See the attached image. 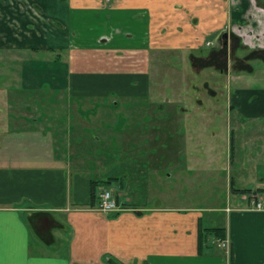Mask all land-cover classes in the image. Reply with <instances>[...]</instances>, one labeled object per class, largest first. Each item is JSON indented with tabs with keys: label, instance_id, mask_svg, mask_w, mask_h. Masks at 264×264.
<instances>
[{
	"label": "crops",
	"instance_id": "0c3cea01",
	"mask_svg": "<svg viewBox=\"0 0 264 264\" xmlns=\"http://www.w3.org/2000/svg\"><path fill=\"white\" fill-rule=\"evenodd\" d=\"M1 1L0 52L8 57L3 56L2 60H16L9 55L33 48V34L42 21L40 10L32 4L40 9L41 4L37 0ZM64 1L69 6V35L67 44L61 48L67 50L68 57L64 75L56 76L55 89L92 95L107 93L111 88L127 93L130 81L137 86L141 84L146 92L151 52L194 48L215 40L220 30L235 32L240 27L243 30L250 23L240 20L241 15L248 13L252 17L253 9L256 12L259 8L256 0ZM103 12H108L109 19L99 18ZM91 22L94 27L88 31L91 39H95L93 43L86 42L87 32L82 33V38L73 25ZM101 23L133 32L135 37L125 33V40L107 41L104 36L103 43L99 40L96 43L95 34L97 31L101 34L103 29ZM26 60L21 59L31 61ZM20 75L24 76V66ZM6 77L9 80L10 74ZM210 92L215 94L213 90ZM251 94L253 98H249ZM110 106L117 109L119 103H111L107 108ZM229 107L237 113L263 117L264 89L235 88L230 93ZM91 110L96 113V107ZM139 126L135 122L130 129L125 125L119 131H126L124 137L134 136V132L143 136ZM20 134L0 131V264H230L229 254L231 264H264V241L259 246L249 242L256 233L257 239H264V231L257 232L264 227V207L256 208L252 202L254 199L264 203V192L258 190L264 188V156L263 161L250 165L251 180L255 183L252 187H238L233 181V191L246 204L219 205L221 211L229 214L227 230L222 224L215 225L225 228L228 251L220 247L212 251L215 239L209 236L201 254L197 243L199 221L204 226L203 209L132 202L122 196V189L119 192L107 186L117 183L114 176L106 182L103 178L113 171L93 168L85 174L81 167L64 163L76 155L67 151L57 132L28 138ZM241 139L230 131L229 147L231 142L234 156L235 144ZM259 141L263 145L258 151L264 155V136ZM92 184L94 190L106 185L122 208L108 213L100 211L98 200L91 198ZM243 188L251 190L247 193L236 190ZM252 195L257 198L249 199ZM244 223L248 227H240ZM246 238L248 247L243 245Z\"/></svg>",
	"mask_w": 264,
	"mask_h": 264
},
{
	"label": "rangeland",
	"instance_id": "374dc122",
	"mask_svg": "<svg viewBox=\"0 0 264 264\" xmlns=\"http://www.w3.org/2000/svg\"><path fill=\"white\" fill-rule=\"evenodd\" d=\"M37 2L41 9L34 4L32 7L40 10L42 23L33 34L32 50L27 47L14 56L9 55L16 59L11 61H3L7 55L0 52V74H3L0 76V131L21 133L26 138L57 132L67 151L76 155L64 163L81 167L85 174L93 168L113 171L103 178L106 181L114 176L117 183L107 186L119 192L122 189V196L131 198L132 202L203 209V227L222 224L227 230L229 214L221 211L219 205L246 204L231 191V185L235 181L238 187H252L255 183L251 180L250 165L263 161L264 156L258 151L263 145L259 138L264 136V116L237 113L229 107L230 93L235 88L264 89V54L256 52L258 57L251 54L250 58H244L251 49L264 46V0H256L259 8L256 12L253 9L252 17L248 13L241 15L240 20L250 25L239 31L237 46L231 41L227 48L219 50L217 37L191 50L164 48L159 53L151 52L146 92L141 84L137 86L130 81L127 93L111 88L107 93L95 95L55 89L57 78L54 82L49 76L51 68L66 62L68 57L67 50L61 47L67 44L69 35V6L64 0ZM99 18L109 19L108 12ZM103 23L100 24L102 33L96 30V43H103L104 36L107 41H122L125 33L135 37L133 32L114 28L113 24L103 27ZM91 24L73 25L81 37L87 32L86 42L93 43L95 39H91L88 31L89 27L93 30ZM23 57L31 59L27 62L29 73L25 70L24 76L20 75L26 64L21 61ZM53 59L61 61L46 64ZM32 62L37 64L36 71ZM61 75H64L62 69L56 73ZM115 102L119 103L117 109L107 108ZM95 107L93 114L91 109ZM172 111L170 116L166 114ZM135 122L140 124L139 132L144 135L134 132V136L124 137L122 134L126 131L119 128L127 125L130 129ZM230 131L242 137L235 144V156L229 148ZM240 227L248 226L244 223ZM263 231L262 226L257 232ZM257 236L258 233L249 241L253 246L264 241ZM243 245L249 246L247 238Z\"/></svg>",
	"mask_w": 264,
	"mask_h": 264
},
{
	"label": "trees",
	"instance_id": "16d2710c",
	"mask_svg": "<svg viewBox=\"0 0 264 264\" xmlns=\"http://www.w3.org/2000/svg\"><path fill=\"white\" fill-rule=\"evenodd\" d=\"M55 61V62H54ZM57 59L55 60V59H53V61L52 60H50V62H48V63H46L47 65L49 64H51L52 65V63L54 62V63H57ZM54 63H53V65H54ZM64 63V62H63ZM61 64V63H59V65L58 64H56L55 65V67H63V68H61L62 70H65V68H66V64L64 63V64ZM27 62H26V64H25V66H24V71L25 70H28V68H27ZM32 64H33V66H34V68H35V71L37 70V64L35 63V62H32ZM213 65V64H212ZM55 67H52L51 69H52V74H51V76H49V78L50 79H52L54 82H55V78H56V73L59 71V70H61V69H56ZM39 85H42V84H39ZM232 138V137H231ZM232 147V144H231V142H230V148ZM106 182V181H105ZM231 185V184H230ZM94 186H95V184H92V186H91V191H90V194H91V198H96L97 199V194H96V189L94 190ZM232 187H231V190L233 191V190H235V188L233 187V183H232V185H231ZM236 190H238L239 192H242V193H247V192H250V188H243V189H236ZM259 191H261V192H264V188H261V189H258ZM117 199V198H116ZM98 203V202H97ZM37 220H38V218H36ZM35 219V220H36ZM36 220V223H38V221ZM55 222L53 221V224H54ZM50 224V223H49ZM198 232H199V236H198V243H197V250H198V252L199 253H201V254H203L204 253V248H205V244H204V242L206 241V243H207V241H209L208 240V237L210 236V237H213L215 240H218V239H224V237H225V228H223V227H220V226H210V227H203L202 226V224H201V222L199 221V225H198ZM212 238V239H213ZM204 244V245H203ZM210 246V245H209ZM209 246H207V247H209ZM212 246V251L213 250H215L217 247L219 248V246H218V244L216 243H214L213 245H211ZM222 249V248H221ZM229 258H230V260H229V263L231 264V255L229 254Z\"/></svg>",
	"mask_w": 264,
	"mask_h": 264
},
{
	"label": "built area",
	"instance_id": "2783aa9c",
	"mask_svg": "<svg viewBox=\"0 0 264 264\" xmlns=\"http://www.w3.org/2000/svg\"><path fill=\"white\" fill-rule=\"evenodd\" d=\"M98 190V209L102 212H112L120 210L121 207L116 200L115 195L111 190L100 187ZM256 208H262V202L258 201L255 203ZM219 245L223 248H228V240L223 239L219 241Z\"/></svg>",
	"mask_w": 264,
	"mask_h": 264
},
{
	"label": "flooded vegetation",
	"instance_id": "af4514ba",
	"mask_svg": "<svg viewBox=\"0 0 264 264\" xmlns=\"http://www.w3.org/2000/svg\"><path fill=\"white\" fill-rule=\"evenodd\" d=\"M240 30H242L241 27L237 28L236 32H228L227 30H220L219 31V36H218L219 38L217 39L219 41V50L227 48L231 41H232V43H234V46H237L238 41H239L238 38L241 37V34L239 33ZM197 47H194V48H197ZM184 49H190L191 50L192 48L188 47V48H184ZM256 52H260L259 55L264 54V46L262 48H260V49H253V50L251 49L250 53L246 54V56L244 58L245 59L250 58L251 54L254 55L252 57H258V53H256ZM190 57H192L193 60L196 59V57H193L192 55Z\"/></svg>",
	"mask_w": 264,
	"mask_h": 264
}]
</instances>
